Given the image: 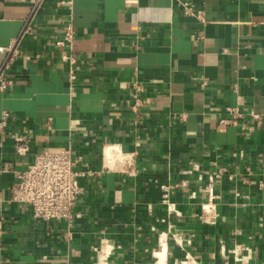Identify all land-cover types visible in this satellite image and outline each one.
Masks as SVG:
<instances>
[{
  "label": "crops",
  "instance_id": "0c3cea01",
  "mask_svg": "<svg viewBox=\"0 0 264 264\" xmlns=\"http://www.w3.org/2000/svg\"><path fill=\"white\" fill-rule=\"evenodd\" d=\"M34 1L0 0V264H264V0ZM44 148L82 174L70 221L12 200Z\"/></svg>",
  "mask_w": 264,
  "mask_h": 264
},
{
  "label": "built area",
  "instance_id": "2783aa9c",
  "mask_svg": "<svg viewBox=\"0 0 264 264\" xmlns=\"http://www.w3.org/2000/svg\"><path fill=\"white\" fill-rule=\"evenodd\" d=\"M41 2L42 0H35L34 9L39 8ZM181 4L185 13L195 15L202 21L204 20L202 13L199 10H194L187 1H183ZM28 29V26L25 27V31H28ZM72 37L71 24L67 23L64 27L63 37L57 43H65L69 48L63 57L70 65V79L74 77V64L76 63L74 55L70 53ZM13 47L14 44L8 48L6 60L0 66V90H6L11 84V79L6 76L4 70L9 69L15 59L16 53ZM227 110L234 116H238L233 108L229 107ZM8 116L7 112L1 113L0 127L3 126ZM252 116L257 117L253 113ZM221 121L223 123L228 122L225 119ZM196 166L194 165V167ZM81 175V172L74 167L69 149L52 151L44 148L34 154L32 162L26 168L15 171L16 181L12 186V200L16 203L28 205L35 220L43 222L53 220L70 221L73 218L76 197L81 192L79 184ZM219 176V171L209 176V181L204 187L209 199V202L203 205L204 213L213 209L211 201L216 198L214 185ZM245 250L244 255L234 250L233 253H236L237 260L248 261L251 258V250L249 248H245Z\"/></svg>",
  "mask_w": 264,
  "mask_h": 264
},
{
  "label": "bare ground",
  "instance_id": "6f19581e",
  "mask_svg": "<svg viewBox=\"0 0 264 264\" xmlns=\"http://www.w3.org/2000/svg\"><path fill=\"white\" fill-rule=\"evenodd\" d=\"M108 154V153H107ZM163 253H160V255H162Z\"/></svg>",
  "mask_w": 264,
  "mask_h": 264
}]
</instances>
